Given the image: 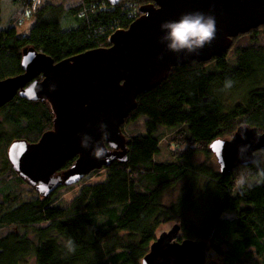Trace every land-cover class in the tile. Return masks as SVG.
I'll return each mask as SVG.
<instances>
[{
	"label": "trees",
	"instance_id": "16d2710c",
	"mask_svg": "<svg viewBox=\"0 0 264 264\" xmlns=\"http://www.w3.org/2000/svg\"><path fill=\"white\" fill-rule=\"evenodd\" d=\"M151 3L11 0L4 24L0 0V82L24 73L30 48L56 63L110 48L111 37ZM241 127L264 133V26L220 58L174 68L140 95L122 127L128 161L87 183L101 171L93 172L70 199L64 195L75 186L44 198L15 173L10 147L37 144L54 129L48 103L17 96L0 110V264H142L170 223L181 226L179 241L206 242L204 264H264V151L231 173L211 152ZM177 187L176 201L165 203Z\"/></svg>",
	"mask_w": 264,
	"mask_h": 264
},
{
	"label": "water",
	"instance_id": "95a60500",
	"mask_svg": "<svg viewBox=\"0 0 264 264\" xmlns=\"http://www.w3.org/2000/svg\"><path fill=\"white\" fill-rule=\"evenodd\" d=\"M108 1L116 7L121 0ZM151 1L128 30L111 37L110 48L59 63L30 48L23 54L24 73L0 82V110L19 96L48 103L54 115V129L37 144L17 141L8 152L15 173L41 197L81 184L114 162L126 163L128 140L122 127L136 110L140 95L155 89L174 68L220 58L235 39L264 26V0ZM197 11L215 18L212 43L198 54L167 50L160 42L161 25ZM86 137L91 138L90 144L102 142L103 157L82 146ZM260 151H264V133L248 127L239 128L231 140H217L211 146L222 173L252 165ZM73 160L75 164L65 171ZM181 232V226L175 225L161 234L142 264H204L206 242L179 241Z\"/></svg>",
	"mask_w": 264,
	"mask_h": 264
},
{
	"label": "clouds",
	"instance_id": "9594fccd",
	"mask_svg": "<svg viewBox=\"0 0 264 264\" xmlns=\"http://www.w3.org/2000/svg\"><path fill=\"white\" fill-rule=\"evenodd\" d=\"M164 35L160 42L166 49L172 52H187L193 54L203 49L205 45H210L216 36V22L212 15L203 12H188L180 16L178 20L166 21L161 25ZM101 129L105 125L101 124ZM106 135V134H105ZM90 137H86L83 142L85 149H92V155L103 157L105 149L102 142L90 144ZM114 147V145H112Z\"/></svg>",
	"mask_w": 264,
	"mask_h": 264
},
{
	"label": "rangeland",
	"instance_id": "374dc122",
	"mask_svg": "<svg viewBox=\"0 0 264 264\" xmlns=\"http://www.w3.org/2000/svg\"><path fill=\"white\" fill-rule=\"evenodd\" d=\"M79 2V0H67L68 4H77ZM13 11V7L11 5V0H4V5H3V12H4V24H5V20H7V18L11 15ZM30 22H27V25H29ZM22 28H24L23 26H18V29L21 30ZM0 159H2V155L0 154ZM196 161L201 164L205 162V157L203 155H198L196 157ZM219 166V165H218ZM220 170V167H219ZM105 179V173L101 170L100 173L96 174L94 177H92L90 180L87 181V183H99L100 181H103ZM80 184L76 185L75 188H73V190H71V192L67 195H64V198H68L70 199V196L73 195L79 188ZM180 191V187H177L171 191H169L166 196L164 197V202L167 204L173 203L176 201L177 196L179 194ZM67 199V200H68ZM175 225H177L176 223H170L166 226L161 227V229L159 230V236L161 234H163L164 232H169Z\"/></svg>",
	"mask_w": 264,
	"mask_h": 264
}]
</instances>
